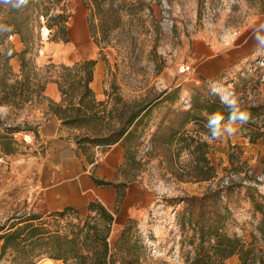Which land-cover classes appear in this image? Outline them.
<instances>
[{
    "label": "rangeland",
    "instance_id": "obj_1",
    "mask_svg": "<svg viewBox=\"0 0 264 264\" xmlns=\"http://www.w3.org/2000/svg\"><path fill=\"white\" fill-rule=\"evenodd\" d=\"M68 7L72 13L69 41H49L43 28V46L35 57L36 63L41 67L50 60L73 64L88 56L98 58L97 81L92 84L98 99L112 102L113 96L120 95L128 101L143 100L169 88H180L181 93L192 98L195 88L215 87L220 89V95H236L239 106H257V118L248 123L262 125V135L253 140L240 123L234 132L221 134L213 141L209 157L217 178L212 182L179 180L167 165L160 166L158 157L147 161L151 136L165 110L164 106L155 109V119L137 154V160L142 162L139 172L123 162L114 178L116 182L127 181L126 187L135 194V208L145 206L139 219L149 247L146 264H174L176 253L182 258L180 264H191L195 256L191 244L193 229L186 220L182 224V213L187 208L185 199L215 188L221 178L224 185L235 184L229 196L221 198V209L227 207L230 212L225 229L244 242L257 241L264 246L258 231L264 217L259 206L264 205V0H147L135 9L125 6L119 9L123 25L111 32L108 45L94 42L90 10L84 0H68ZM83 8L88 12V26L81 23ZM107 20L112 24L113 16ZM94 25L101 35L97 16ZM207 44L214 46L213 55L221 65L211 72L206 68L208 56L201 54ZM190 104V98L182 97L177 107L189 109ZM17 112L0 117V130L21 125L24 129L15 136L23 140L24 134L32 133L29 128H37V124L22 119L23 112ZM28 144H20L22 156L10 154L0 160V225H9L24 214L48 215L41 209L43 189L39 175L42 160L38 153H44V145L35 141L34 145ZM134 175L138 176L133 180ZM140 185L147 188L145 195L137 193ZM126 187L118 194L124 195ZM110 209L118 213V209ZM87 214L88 210L81 213L82 217ZM119 234H112V244ZM260 256L256 255L249 264H259ZM9 260L7 255L0 264H10Z\"/></svg>",
    "mask_w": 264,
    "mask_h": 264
},
{
    "label": "trees",
    "instance_id": "obj_2",
    "mask_svg": "<svg viewBox=\"0 0 264 264\" xmlns=\"http://www.w3.org/2000/svg\"><path fill=\"white\" fill-rule=\"evenodd\" d=\"M143 2L147 0L129 3L122 0H84L90 10L94 42L108 45L111 32L123 25L119 9L125 6L135 9ZM13 5L18 8H13ZM96 16L101 35L96 33ZM109 16H113L112 24L107 20ZM71 17L68 0L0 2V105L8 106L12 111H22L26 105L43 97L49 82H55L61 100H50V111L57 115L62 127L72 131L74 142L88 160L95 161V146L108 148L120 143L125 148L124 163L134 166L137 172L142 165L137 154L147 129L155 119L154 111L164 106L151 136L152 148L147 161L158 157L160 166L167 165L179 180H215L217 170L209 154L216 137L207 128V119L220 112L224 115V124L229 121L232 111L221 102L220 94L205 86L203 89L195 88L189 109L176 105L181 101L180 88L162 90L143 100L128 101L120 95L113 96L112 102L98 99L92 86L98 58H86L73 64H56L50 60L41 67L36 63L35 57L43 46L42 29H48L49 41L68 42ZM15 35L23 44L20 51H16L10 41V37ZM14 56L20 60L19 73L14 72L10 65ZM239 107L248 114L242 130L254 140L263 133L262 125L248 123L257 116L254 114L257 106ZM0 124H3L1 118ZM23 129L17 125L0 130V158L17 153L20 144L30 145L15 137ZM29 131L37 134V128H29ZM137 176L134 175L133 180ZM94 179L98 185L114 187L118 192L127 185V181ZM222 182L221 178L215 188L210 187L202 195L185 199L187 208L182 213V224L185 225L186 220L193 229L191 244L195 252L190 263L226 264L228 258L238 255L239 264H249L260 254L259 264H264L263 245L257 241L244 242L225 229L230 212L227 207L221 209V198L229 196L235 184L224 185ZM259 206L264 215V205L261 203ZM25 215L12 220L9 225H0V260L9 255L10 264H36L44 258L61 260L63 264H146L149 247L139 222L128 218L112 244L110 237L116 213L98 199L89 203L85 217L73 207L45 217L37 213ZM258 231L264 238V217Z\"/></svg>",
    "mask_w": 264,
    "mask_h": 264
},
{
    "label": "crops",
    "instance_id": "obj_3",
    "mask_svg": "<svg viewBox=\"0 0 264 264\" xmlns=\"http://www.w3.org/2000/svg\"><path fill=\"white\" fill-rule=\"evenodd\" d=\"M80 13L82 26H88V12L86 8L80 10ZM70 34L71 27L69 37ZM10 41L13 42L16 51H20L23 48L19 36H11ZM202 50L203 52L201 54L208 56L206 68L210 72L211 70L218 69L221 65L216 62L213 55L214 46L212 44L203 45ZM89 57L90 56L87 58ZM98 63H100L99 60ZM10 65L14 72H20L21 64L18 56H14L10 59ZM201 77L206 80L208 78L206 75H202ZM95 81H97L96 70L94 82ZM167 90L170 91L172 89L169 88ZM182 97H188L192 102L189 95L181 93L180 98ZM50 100L57 102L61 100L60 91L55 82H49L47 84L44 95L39 101L35 100L33 103L26 105L22 110V119L33 122L35 125L37 124V134L32 132L34 140L31 142V145H34V141L37 145H44V153H38L42 160L39 172L41 178L40 185L43 189L41 209L45 214H51L63 210L66 207H73L82 213L84 210H88V205L92 200L98 199L107 208L110 209V207H112L118 209V213L116 212L117 219L111 233V236L113 233L117 236L128 218L131 217L140 221L139 218L142 216L145 206L135 208V206L132 205L136 202L134 198L135 194L131 192L132 190L130 191L129 186L126 187L124 195H120L116 188L98 185L94 178L114 181L116 171L125 161V148L120 143L114 144L108 148H102L99 152H96L94 148L95 161L90 162L88 157L84 155L82 150L79 149L74 142L71 136L72 131L66 127H62L60 119L55 113L50 111ZM178 104L179 103L176 105ZM10 111H12V109L8 106L0 105V117L4 118ZM240 123V121L235 122L231 127L237 129ZM223 125L227 127L228 122H225ZM227 133L228 131L222 130L221 134L226 135ZM15 135H17V133ZM15 137L19 141H22L20 136ZM35 147L37 146L35 145ZM19 152L20 150L15 153L17 157L22 156ZM1 159L2 157L0 160ZM44 174H46V178H43ZM1 176L2 174H0V186L3 182ZM11 177L16 178L17 176L11 175ZM137 187V193L139 194L142 193L145 195L148 191L144 185ZM139 228L144 231V224L141 221L139 223ZM1 245L2 241L0 240V252ZM238 262V255H234L226 260V264H238ZM61 263V260L44 258L36 264Z\"/></svg>",
    "mask_w": 264,
    "mask_h": 264
},
{
    "label": "clouds",
    "instance_id": "obj_4",
    "mask_svg": "<svg viewBox=\"0 0 264 264\" xmlns=\"http://www.w3.org/2000/svg\"><path fill=\"white\" fill-rule=\"evenodd\" d=\"M0 2L8 4L11 2V0H0ZM23 2L27 3V0H23ZM13 8H18V6L13 5ZM212 92L220 93V89L213 87ZM220 99L221 102L228 105L232 111L230 113L227 127L222 124L224 121V115L222 113L216 112L208 117L206 126L207 128L211 129L213 136L217 138L221 136L222 130L228 131L229 133L234 132L235 129L231 127V125H233L237 120H239L241 123H244L248 119V114L244 111H241L238 97L236 95L221 94Z\"/></svg>",
    "mask_w": 264,
    "mask_h": 264
},
{
    "label": "built area",
    "instance_id": "obj_5",
    "mask_svg": "<svg viewBox=\"0 0 264 264\" xmlns=\"http://www.w3.org/2000/svg\"><path fill=\"white\" fill-rule=\"evenodd\" d=\"M187 101H189V100H187ZM255 118H257V117H255ZM32 137H33L32 133H26V134H24L22 141H25L26 143H31L32 139H33ZM101 148H102L101 146L97 145V146H95V151L99 152L101 150ZM172 260H173L174 264H180L182 262V258H181V256L178 253L173 255V259Z\"/></svg>",
    "mask_w": 264,
    "mask_h": 264
},
{
    "label": "bare ground",
    "instance_id": "obj_6",
    "mask_svg": "<svg viewBox=\"0 0 264 264\" xmlns=\"http://www.w3.org/2000/svg\"><path fill=\"white\" fill-rule=\"evenodd\" d=\"M44 30H45V34L48 35V33H49L48 29L44 28Z\"/></svg>",
    "mask_w": 264,
    "mask_h": 264
}]
</instances>
